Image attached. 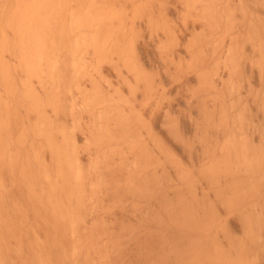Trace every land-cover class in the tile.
Masks as SVG:
<instances>
[{"label": "bare ground", "instance_id": "obj_1", "mask_svg": "<svg viewBox=\"0 0 264 264\" xmlns=\"http://www.w3.org/2000/svg\"><path fill=\"white\" fill-rule=\"evenodd\" d=\"M113 1L0 0V264H264V0Z\"/></svg>", "mask_w": 264, "mask_h": 264}, {"label": "rangeland", "instance_id": "obj_2", "mask_svg": "<svg viewBox=\"0 0 264 264\" xmlns=\"http://www.w3.org/2000/svg\"><path fill=\"white\" fill-rule=\"evenodd\" d=\"M111 1H113V0H111ZM116 1V0H115ZM115 1H113V2H115ZM118 1V0H117ZM121 1V2H120ZM129 0H119V2H116V3H127ZM139 1H141L142 2V6H143V3H144V0L142 1V0H139ZM158 0H145V3H144V10L145 9H147V8H149L150 7V5H151V7L152 6H154V7H158L159 8V3L160 2H164V1H167V0H159L158 2H157ZM174 1V0H173ZM172 1V2H173ZM148 3V4H147ZM148 6V7H147ZM158 8L157 9H155V10H158Z\"/></svg>", "mask_w": 264, "mask_h": 264}]
</instances>
